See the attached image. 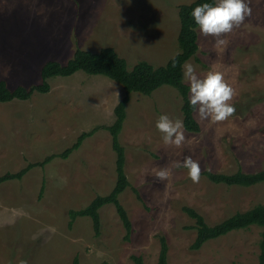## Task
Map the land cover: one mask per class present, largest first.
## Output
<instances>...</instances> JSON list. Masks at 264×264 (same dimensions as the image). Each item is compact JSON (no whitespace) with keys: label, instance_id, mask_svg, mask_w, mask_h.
Here are the masks:
<instances>
[{"label":"rangeland","instance_id":"1","mask_svg":"<svg viewBox=\"0 0 264 264\" xmlns=\"http://www.w3.org/2000/svg\"><path fill=\"white\" fill-rule=\"evenodd\" d=\"M192 1L0 0V79L9 88L39 84L46 61L65 64L77 48L112 47L129 69L141 60L163 66L179 50V6ZM250 7L251 16L222 37L225 46L217 47L215 38L202 36L197 27L198 61H185L201 78L211 70L224 73L236 91L231 102L236 111L228 120L201 121L195 110L199 132L184 129L185 144L168 146L155 125L163 114L182 120L178 91L162 85L150 95L130 94L119 141L124 172L142 201L130 187L119 196L132 224L129 240L112 204L99 209L98 237L89 217L68 227L69 210L84 208L115 184L111 136L100 127L114 121L121 85L77 71L48 79L46 93L0 102V176L60 154L81 133L98 127L67 158L56 157L19 180L0 183V264H74L75 258L77 264H134L132 256L153 263L160 236L168 245V264H257L261 227L229 232L193 250L195 220L182 207L215 225L264 204V183L228 186L202 174L193 183L183 168H173L166 181L154 174L185 156L211 173L264 169V0H250Z\"/></svg>","mask_w":264,"mask_h":264},{"label":"trees","instance_id":"2","mask_svg":"<svg viewBox=\"0 0 264 264\" xmlns=\"http://www.w3.org/2000/svg\"><path fill=\"white\" fill-rule=\"evenodd\" d=\"M203 3H212L214 0H193L189 4L179 6L180 31L178 33V52L180 55H174L177 61L176 67H172L173 57L159 67H155L145 60H141L129 69L124 58L120 57L116 50L112 47H103L98 52L77 48L73 56L65 63L61 64L55 60L46 61L41 69V82L29 87L18 85L9 88L4 80L0 79V102H11L13 100H27L34 92L46 93L49 90L48 79L55 76H70L77 71H83L90 75H103L119 83L124 94L117 105L114 107V121L108 125L100 127L109 132L111 136V147L115 153V174L116 181L112 190L106 195L95 196L84 208L79 210H69L68 227L78 217H89L92 221V228L96 237L100 234V217L99 209L107 204H112L116 208V212L125 228V239L129 240L132 233V224L129 216L120 203L119 196L127 189L131 188L136 194L137 199L142 201L138 191L131 187L126 176L125 170V149L119 141V135L122 131L124 121L126 119V107L132 92L142 95H150L155 89L162 85L173 87L180 94L182 104V121L184 129L188 132L197 133L200 126L194 117L195 110L190 107L189 103V85L183 81V64L189 58H194L198 50L197 32L198 26L195 25L194 19L190 13L192 10ZM177 52V53H178ZM195 60L198 61L197 57ZM98 127L90 131L81 133L76 142L66 148L60 154H50L41 161L28 163L24 168L17 172H6L0 176V183L11 179H21L30 169L41 167L51 162L54 158H67L74 150H77L83 140L95 134ZM202 175L217 184H226L228 186L250 187L258 183H264V169L253 173L242 172L237 169L234 173H211L202 171ZM43 186L40 192L42 193ZM40 193V194H41ZM182 211L195 220L196 237L190 248L198 250L204 243L211 239H216L236 230H245L250 226H258L262 228L261 238L259 242V255L257 264H264V204H258L246 211L237 212L223 221L208 225L202 215L191 207H182ZM160 250L157 260L153 263H145L140 256H132L134 264H168V245L164 236L159 237ZM77 264V259H74Z\"/></svg>","mask_w":264,"mask_h":264},{"label":"clouds","instance_id":"3","mask_svg":"<svg viewBox=\"0 0 264 264\" xmlns=\"http://www.w3.org/2000/svg\"><path fill=\"white\" fill-rule=\"evenodd\" d=\"M251 14L250 0H215L214 4L203 3L196 6L190 13L200 34L204 37H214L217 47L225 46L227 41L222 37L239 28ZM176 64L174 56L172 67L175 68ZM183 78L189 83L190 107L196 110L201 121L210 119L214 123L223 122L235 114L236 109L231 102L236 91L226 81L223 72L211 70L201 78L197 75L194 66L185 62ZM116 94L118 96V93ZM155 126L163 134L162 139L165 145L180 148L185 144L184 123L181 119L173 120L163 114L159 116ZM173 168L186 169L187 176L193 183L200 182L202 171L200 162L191 156H185L182 162H173L170 167L154 169L155 178L159 181L168 180ZM62 182L66 184V178ZM19 264H28V262L21 260Z\"/></svg>","mask_w":264,"mask_h":264},{"label":"crops","instance_id":"4","mask_svg":"<svg viewBox=\"0 0 264 264\" xmlns=\"http://www.w3.org/2000/svg\"><path fill=\"white\" fill-rule=\"evenodd\" d=\"M214 3H215V1H214Z\"/></svg>","mask_w":264,"mask_h":264}]
</instances>
